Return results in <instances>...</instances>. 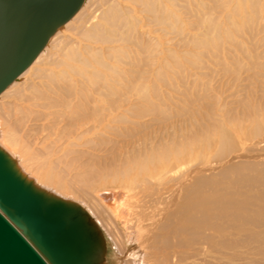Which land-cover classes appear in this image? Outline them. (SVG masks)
<instances>
[{"label": "bare ground", "instance_id": "1", "mask_svg": "<svg viewBox=\"0 0 264 264\" xmlns=\"http://www.w3.org/2000/svg\"><path fill=\"white\" fill-rule=\"evenodd\" d=\"M77 12L57 29L17 79L39 63ZM242 24L264 26V0H99L79 27L54 46L51 65L37 74V80L15 93L11 101L2 103L0 146L36 185L77 201L58 184L70 179L72 170L85 162L93 150L104 147L110 133L120 136L123 122L132 119L136 110H140V103L152 106L148 102L153 101L156 87L170 78V55L194 50L201 45L203 36L226 35L234 25ZM261 66L262 71L257 74L261 76L264 93V63ZM15 84L14 80L0 96ZM168 152L139 151L127 156L120 167L86 172L97 178L124 182L132 190L131 197L137 200V196L143 197L141 209L133 219L127 218L125 209H118L124 208V203L113 204L117 201L113 191L96 193L98 200L107 206L108 221H102L91 207L82 205L109 237L113 219L121 223L126 233L125 251L130 259L126 260L111 241L113 254L119 261L110 259L106 253L105 264H169L168 258L175 264H187V258L204 253L211 246L209 239L193 236L186 224L190 220L180 208L168 213L163 223L155 219L157 211L167 209L168 192L173 187L163 184L170 176ZM78 178L75 174L69 182ZM140 184H149V188ZM182 187L183 182L176 190ZM121 199L125 196L121 195ZM130 222L132 231L127 226ZM191 224L197 230L216 229L205 220ZM151 231L153 240L141 250L136 236ZM239 231L235 228V233ZM136 245L145 257L143 260L135 256ZM235 250L224 254V258L234 259Z\"/></svg>", "mask_w": 264, "mask_h": 264}, {"label": "rangeland", "instance_id": "2", "mask_svg": "<svg viewBox=\"0 0 264 264\" xmlns=\"http://www.w3.org/2000/svg\"><path fill=\"white\" fill-rule=\"evenodd\" d=\"M98 2L88 0L82 6L39 63L1 94L0 106L37 80V74L52 62L54 46L64 42ZM199 42L194 50L170 55V78L156 87L153 101L148 102L152 106L140 103L132 119L123 122L120 136L110 133L104 147L93 150L72 170V177L77 174L79 178L69 182L71 177L58 185L65 194L75 197V202L91 207L102 221H108L105 215L109 212L106 214L107 206L96 193L113 191L117 200L113 204L124 203L125 207L118 209H125L127 218L133 219L141 209L142 195L137 200L131 197L132 190L126 183L86 172L120 167L127 156L139 151H169L166 159L171 162L170 176L163 184L173 187L168 192V210L157 211L155 219L163 223L168 213L181 209L190 220L186 224L193 236L211 243L204 253L187 258V264H264V93L257 74L264 63V26L234 25L229 34L203 36ZM181 182L183 187L177 191ZM140 185L149 188V184ZM196 220H205L216 229L197 230L191 224ZM112 223L110 237L97 226L104 237L105 254L119 261L110 242L126 256L128 239L121 223L115 219ZM127 226L133 230V222ZM150 234L152 231L136 236L141 250L153 240ZM233 249L236 257L225 259L224 254ZM135 250L136 258L143 260L138 245ZM168 263L175 261L168 258Z\"/></svg>", "mask_w": 264, "mask_h": 264}, {"label": "water", "instance_id": "3", "mask_svg": "<svg viewBox=\"0 0 264 264\" xmlns=\"http://www.w3.org/2000/svg\"><path fill=\"white\" fill-rule=\"evenodd\" d=\"M84 0H0V93ZM105 241L79 203L38 186L0 146V264H105Z\"/></svg>", "mask_w": 264, "mask_h": 264}]
</instances>
